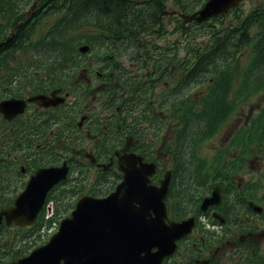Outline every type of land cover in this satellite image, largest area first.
<instances>
[{
    "label": "flooded vegetation",
    "instance_id": "1",
    "mask_svg": "<svg viewBox=\"0 0 264 264\" xmlns=\"http://www.w3.org/2000/svg\"><path fill=\"white\" fill-rule=\"evenodd\" d=\"M2 19L0 16V102L7 99L19 102L11 108L9 118L0 113V180H9V156L14 162H19V166L14 168L28 179L39 168L59 167L66 161L69 167L67 179L53 185L46 198L59 199L62 196L60 189L70 181L69 175L76 171L73 179L81 177L79 167L87 172L96 168V172L101 174L98 178L100 186L96 185L97 181L81 196L105 197L123 178L120 165H125V161L120 159L121 148L126 137L131 136L134 140L128 152L143 156L144 162L155 164L151 184L159 185L165 172H170L164 199L169 219H174L175 199L192 191L194 184L200 192L198 202L188 207L190 214L187 217L195 218L192 233L183 238L173 255L164 258L163 264H264V127L249 126V121L234 127L239 123L234 107L221 113L218 110L220 103H216L214 121L210 120L212 112L207 109L196 114L186 111L178 128L181 133L173 129L167 142L170 146L164 144L170 150L164 154L166 160H158L151 157L153 152L147 150L139 137L142 125L136 122L137 119L134 122L128 118L129 112L138 109V103H134L133 107L129 104L125 89L116 96L120 103L115 101V96L112 100L106 78L101 81L106 87L105 94L98 96L94 102L98 103L96 108L80 116L71 111L75 120L64 124L61 129L62 111L69 92L60 84V68L54 62H45L46 65L43 62L18 61L17 53L32 54L36 49L8 44L14 28L9 33V23ZM198 84L194 82L189 88L181 85L173 89L168 84L164 87L168 92L173 89L177 100L192 92ZM59 89L61 91L56 92ZM221 92L217 82L201 102H220ZM52 93L64 96V100L54 99L48 105L42 103L40 97L51 96ZM226 95L231 100L236 97L232 89ZM166 97L173 99L174 95ZM211 101L209 107L213 104ZM62 133L66 142L69 136L76 135L72 139L74 145L70 144L73 149L90 137L94 142L93 150L80 146L77 154L71 156L60 147ZM120 139L123 141L120 142ZM196 139L201 147L198 165L193 159L185 163L174 158L176 148L183 146L187 151L188 144ZM111 148L113 152L109 155ZM16 153L20 155L17 161ZM21 158L23 162L19 160ZM2 191L1 196L9 192ZM176 205L180 208L182 204ZM192 237H196L198 243L193 244L192 241L189 244Z\"/></svg>",
    "mask_w": 264,
    "mask_h": 264
},
{
    "label": "trees",
    "instance_id": "2",
    "mask_svg": "<svg viewBox=\"0 0 264 264\" xmlns=\"http://www.w3.org/2000/svg\"><path fill=\"white\" fill-rule=\"evenodd\" d=\"M35 1L0 0V16L9 23V33L14 28L8 44L17 48L28 47L30 50L35 48V56L45 62L68 65L78 63L74 56L81 55L78 47L86 44L96 54L95 61L99 64L96 70L101 73L102 79L109 77L110 95L114 90L118 93V89H113V83L123 80L129 89V104L137 102L138 105H144L147 107L145 112L149 114L153 111L154 103L148 99V95L157 87L169 84L173 89L181 85L189 88L216 70L223 73L220 79L215 78L213 81V85L218 82L222 90L223 103L231 87L228 64L233 63L235 55L244 47H249L253 56L251 65L240 79L237 100L240 101L245 94L254 90L251 79L264 77V0L248 11H242L239 7L231 10L228 12L233 15L231 21L221 26L210 24V19L221 20L228 13L199 23L181 17V14L194 12L208 0H39L27 16ZM169 5L172 7L169 8ZM43 22L46 23L45 30L40 31L38 39L33 40ZM201 32L210 37L206 48L203 40L199 39L203 36ZM166 34L171 35L170 38L160 45L156 39ZM120 56L125 60H120ZM124 62L140 65V72L129 79L131 83L124 79ZM143 71L147 72L141 74ZM173 89L168 93L163 91L157 99V107L176 100ZM170 94L174 95L173 99L166 97ZM211 102L218 103L217 100ZM209 109L214 112L211 106ZM176 157L182 159L183 153L178 151ZM11 176L9 169V180H0L2 192L9 190L12 185V191L20 188L19 181L13 183ZM61 198L56 199L52 218H45L44 211H41L36 223L30 228L11 225L17 230L9 243L3 242L2 238V229H8L0 227V246L5 249L0 253V263L5 264L10 259L20 257L37 245V241L42 239V232L55 220L58 221V215L70 206L67 199ZM12 200L13 196L0 199V207L11 204ZM17 240L22 244L18 248ZM7 254L9 258L4 261Z\"/></svg>",
    "mask_w": 264,
    "mask_h": 264
},
{
    "label": "water",
    "instance_id": "3",
    "mask_svg": "<svg viewBox=\"0 0 264 264\" xmlns=\"http://www.w3.org/2000/svg\"><path fill=\"white\" fill-rule=\"evenodd\" d=\"M241 1L208 0L201 9L181 17L202 22L227 13ZM78 50L86 53L89 46L81 45ZM43 99L46 104L50 101L48 97ZM13 102L0 104V111L7 117ZM129 147L128 138L122 151ZM121 158L126 161L120 165L123 180L109 196L80 197L71 215L60 221L58 230L45 244L7 264H161L166 255L172 254L176 241L191 232L193 217L166 224L163 199L169 172L159 186L150 185L153 164L143 163L142 157L134 153H124ZM66 175L65 164L39 169L13 203L0 210V224L4 219L7 225L32 226L48 190Z\"/></svg>",
    "mask_w": 264,
    "mask_h": 264
},
{
    "label": "rangeland",
    "instance_id": "4",
    "mask_svg": "<svg viewBox=\"0 0 264 264\" xmlns=\"http://www.w3.org/2000/svg\"><path fill=\"white\" fill-rule=\"evenodd\" d=\"M261 0H245L243 1L240 5L239 8L242 11H248L249 9H251L255 4L259 3ZM18 7H21L20 5H17ZM172 6L169 5V8H171ZM28 8V7H27ZM26 9V7H25ZM23 11V10H22ZM21 11V12H22ZM20 12V13H21ZM19 13H17L18 15ZM233 15L228 13L227 16L221 20H215L213 21L212 19H210V24L215 23L217 26H221L223 23H228L231 21ZM47 23H50L49 21ZM209 23V21H208ZM209 24V25H210ZM46 27V23L43 22L42 26L37 29V34L33 37V40L38 39L39 37V33L42 30H45ZM90 30V29H89ZM201 34L203 36H201L203 40V44L204 47L206 46V44L208 42H210V37L208 34L202 33ZM171 35L166 34L164 37L161 38H157L156 41L159 42L160 45H162L163 42H165L167 39L170 38ZM201 47V48H204ZM206 48V47H205ZM206 50V49H205ZM29 53H25V52H19L17 53V57H18V61H28V62H43L45 63V61L37 56H34L32 54ZM34 54V53H33ZM95 53L91 52V50L89 52H87L86 54H81L79 56H74L75 59L78 61V63H73V65L70 63V65L68 64H63V63H56L54 62V64H56L61 71V79H60V84L62 85V87L64 88V90H68L69 94L67 95L65 101V106L64 109L62 111V120H61V129L63 128V125L66 123H69L73 120H75V116H74V112L71 113V111H76L77 115H83L85 112L90 111L91 108H94L98 103H94L97 99L98 96L102 97L105 94V90L101 81L103 80L102 77H99L97 79L91 80L90 77H92V73H95L99 66L98 62L95 61ZM252 51L250 50L249 47H244L242 48L238 54L235 55V59L233 61V63L228 64V74L230 75L229 80V84L231 85L230 89H232V91L236 93L238 92V88H239V84H240V79L243 78L245 71L249 68V66L252 63ZM120 60H125V58L123 56H120L119 58ZM129 62V61H128ZM125 63V62H124ZM46 64V63H45ZM47 65V64H46ZM139 64H134V63H125L122 64V67L124 68V73H125V78L124 79H128V78H132L134 77L136 74H138L140 72L139 69ZM86 67V68H84ZM147 71H143L141 72V74L146 73ZM222 72L219 70H216L215 72H213L211 75H209L210 77L205 78V81H202L201 83H199L193 90L192 92H187L185 93V97L182 99H177L174 101H171L167 106H163V107H157L160 110H156L155 108L153 109L152 113H146L144 111V105L138 106L137 110L131 111L128 113V118L132 119V121L135 122V120L137 119V123L142 125V128L140 127L139 129V137L141 139V141H143L146 146H147V150L152 151V155L151 157L156 158L158 160H166L164 154L166 151L170 152V150H167L166 147H164V144L166 143L167 146H170V143L168 144L167 142L170 140V132L174 129L177 130L178 132V128L180 127V121L182 120V115L183 112H190L191 114H196L197 112H199L200 110H209V106L208 103L205 102H201L202 99H204L205 94H207V92L213 88V81L215 78H219L222 76ZM105 78V77H104ZM109 78V77H107ZM102 79V80H101ZM211 79V81H209ZM227 80V81H228ZM253 80V89L250 92H248V94H245L240 101L237 100V96L235 99V102H232V100L230 99V96L227 97V95L224 97V101L223 103H220L218 106V110L221 111V113L225 112L226 110H232L233 107L235 110V115L237 116V119L239 121V123H237L234 127H238L241 125H245L246 121H249V126H260L259 128H263L264 127V77L259 78V79H251V81ZM226 81V83H227ZM109 82V81H107ZM101 84V85H100ZM103 88V89H102ZM208 88V89H206ZM210 88V89H209ZM113 89H118V83L114 82L113 83ZM158 89V87H157ZM166 88H162L160 90H154L151 91L148 95V99L150 98L151 102L155 103L157 106V99L158 97H160V94L165 91ZM168 91V90H167ZM45 102L46 100L43 99ZM49 102V101H48ZM93 104H90V103ZM217 103V104H218ZM217 104L213 105L212 104V108L214 111H217ZM96 108V107H95ZM212 112L210 115V120L214 121L215 118L213 116ZM196 125H199V123H197ZM198 128V126L196 127ZM195 128V129H196ZM242 129V128H241ZM238 129V130H241ZM179 133V132H178ZM76 135H71L69 136V140L66 142L65 141V135L62 133L61 134V142H60V147L62 148V150H66L68 151V153L73 156L76 155L77 152L76 150L80 148V146H84L87 149H92L94 148V142L93 140L89 137V139H84V141L81 142V144L79 146H75V148L73 149V138H75ZM123 141V139H120V142ZM71 148H70V144ZM129 143H131V140L129 141ZM200 150L201 147L199 145L198 139L191 141L188 144V154L185 148H183V146H180L179 148H176V150L173 153V156L175 159H178L177 156V152L180 151L183 153V158L182 160L185 161V163H187L188 160L193 159L194 163H197L198 165V157L200 154ZM94 152V151H93ZM113 152V149L111 148L109 150V155H111ZM17 158L16 161L18 159V157L20 156L19 153H16ZM105 159L107 158V156L104 157ZM22 161V158L19 159ZM9 169L12 172V176L10 177L11 179H13V183L15 181H19L20 182V188L15 191L13 189V185L11 187H9V191L8 193H6L5 196H1L0 195V199H6L9 198V196H13L16 193H18L20 190H22V188H24L26 185V181H28V176H24L22 175V172L20 173L19 170H16L15 168H13L14 166H19V162H14L13 158L9 156ZM66 163V161H63V163ZM62 163V164H63ZM79 169L82 171L81 173V177L75 178L76 176V171H74L73 173H71L69 175V183L66 184L65 186H63L60 190H62V197L63 199H68L70 200V208L72 206L73 203H75L76 198L78 196H81V193L87 192L90 190L91 186L94 185L97 181L98 178L101 176L100 173L96 172V168H93L91 170H89L88 172L85 171V169H82L79 167ZM72 178V179H71ZM97 186H100V183L98 181V183L96 184ZM115 185V184H114ZM113 185V186H114ZM0 187H2L0 185ZM113 189V187H112ZM2 191V190H1ZM0 191V192H1ZM199 191L197 190V186L194 184L192 186V191H190L188 194L177 198L174 200V204H175V210L173 215L175 216L176 219L178 218H187V216L190 214L188 212V207H193L195 205V203L198 202V196H199ZM56 199L53 198V201L50 202V205L54 208L55 207V203H56ZM181 203L182 205L180 206V208H177L176 203ZM4 203V201H3ZM1 203V206L2 204ZM4 207V206H3ZM1 208V207H0ZM69 210H67L66 212H63L61 214L58 215L57 220L60 222V220L62 218H64L65 216H67L69 214ZM58 221L55 220V222L52 223V225L47 228V230H45V232H42V239L37 241V245H41L43 244V242L45 239L48 240V238L57 231L58 229ZM8 230H3L2 229V238H3V242L11 240V238H13V236L15 235L16 232V228H11V226L7 227ZM16 246L17 248L22 245L21 241L17 240L16 241ZM36 245V246H37ZM31 247L27 253L28 254L29 251H31L34 247ZM0 253H2V251H5V249H2V247L0 246ZM8 253H9V249H8ZM24 254V255H25ZM9 258V254L6 255V257H4V261L6 259ZM236 258V257H234ZM15 259V258H14ZM4 262H1L0 264H3ZM237 264V263H236Z\"/></svg>",
    "mask_w": 264,
    "mask_h": 264
}]
</instances>
